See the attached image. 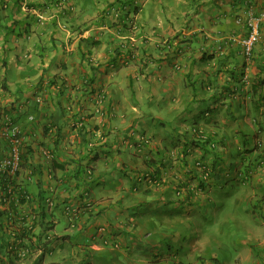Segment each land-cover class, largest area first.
Wrapping results in <instances>:
<instances>
[{
	"label": "crops",
	"instance_id": "0c3cea01",
	"mask_svg": "<svg viewBox=\"0 0 264 264\" xmlns=\"http://www.w3.org/2000/svg\"><path fill=\"white\" fill-rule=\"evenodd\" d=\"M249 2L0 0V166L19 156L0 172V264L173 258L162 244L207 213L227 157L264 213V21L250 59L238 43Z\"/></svg>",
	"mask_w": 264,
	"mask_h": 264
},
{
	"label": "rangeland",
	"instance_id": "374dc122",
	"mask_svg": "<svg viewBox=\"0 0 264 264\" xmlns=\"http://www.w3.org/2000/svg\"><path fill=\"white\" fill-rule=\"evenodd\" d=\"M62 2V0H59ZM212 145L213 141L206 142ZM215 145V144H214ZM214 148V147H213ZM217 147H215V150ZM222 158L207 173L209 182L206 189V210L197 216L190 217L183 229L181 240L176 243V248L167 250L170 240L162 244L164 256L173 255L158 259L157 264H264V248L262 244L254 242L251 231L259 222L263 224L259 228V237L264 235V213L255 211L254 214L247 212L248 205L242 202L243 193L250 192L248 184L246 187L240 184L235 185L236 170L242 171L239 167L240 160L233 157ZM233 163V164H232ZM197 166L202 167L201 163ZM211 177V178H210ZM205 179L204 181H208ZM247 181V180H246ZM183 190L175 186L172 196L178 202L183 200ZM245 196V195H244ZM256 206V205H255ZM175 212L190 216V208L178 206ZM198 213V210L196 211ZM63 224L61 222L62 227ZM58 232V231H57ZM177 253V254H175ZM152 259L151 254H147Z\"/></svg>",
	"mask_w": 264,
	"mask_h": 264
},
{
	"label": "built area",
	"instance_id": "2783aa9c",
	"mask_svg": "<svg viewBox=\"0 0 264 264\" xmlns=\"http://www.w3.org/2000/svg\"><path fill=\"white\" fill-rule=\"evenodd\" d=\"M248 4V8L245 14L244 20L238 19V24H243L246 30V36L242 37L238 40V43L242 49V55L245 59H250L252 57L253 48L257 42L258 36L260 34V28L264 21V13L262 11L257 12L254 7L253 0H250ZM254 4V5H253ZM233 42L235 40L232 39ZM204 142L206 140L203 138ZM213 146V143L212 145ZM19 168V156L17 154V150H12L11 156L5 160L0 166V172H6L10 174H14L18 171ZM4 169V170H2ZM102 229H99L101 231Z\"/></svg>",
	"mask_w": 264,
	"mask_h": 264
},
{
	"label": "trees",
	"instance_id": "16d2710c",
	"mask_svg": "<svg viewBox=\"0 0 264 264\" xmlns=\"http://www.w3.org/2000/svg\"><path fill=\"white\" fill-rule=\"evenodd\" d=\"M261 71H263V72H264V68H262V69H261ZM212 264H215V263L213 262Z\"/></svg>",
	"mask_w": 264,
	"mask_h": 264
}]
</instances>
